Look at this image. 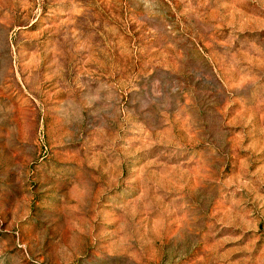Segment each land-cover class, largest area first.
Returning a JSON list of instances; mask_svg holds the SVG:
<instances>
[{
    "label": "rangeland",
    "instance_id": "374dc122",
    "mask_svg": "<svg viewBox=\"0 0 264 264\" xmlns=\"http://www.w3.org/2000/svg\"><path fill=\"white\" fill-rule=\"evenodd\" d=\"M0 264H264V0H0Z\"/></svg>",
    "mask_w": 264,
    "mask_h": 264
}]
</instances>
